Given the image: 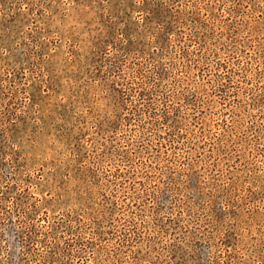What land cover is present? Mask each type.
I'll return each instance as SVG.
<instances>
[{"label":"rangeland","instance_id":"1","mask_svg":"<svg viewBox=\"0 0 264 264\" xmlns=\"http://www.w3.org/2000/svg\"><path fill=\"white\" fill-rule=\"evenodd\" d=\"M0 264H264V0H0Z\"/></svg>","mask_w":264,"mask_h":264}]
</instances>
